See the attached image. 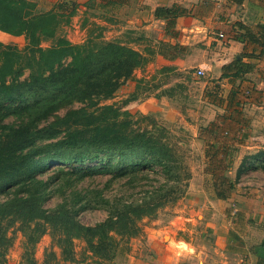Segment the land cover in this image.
I'll use <instances>...</instances> for the list:
<instances>
[{"label": "trees", "instance_id": "trees-1", "mask_svg": "<svg viewBox=\"0 0 264 264\" xmlns=\"http://www.w3.org/2000/svg\"><path fill=\"white\" fill-rule=\"evenodd\" d=\"M18 1L23 6L17 5L16 0H0V18L7 17L6 23L0 28L13 33H24L35 46L38 58L29 77L20 80L17 76L22 67L16 68V61L10 58L9 53L0 51V55L3 52L6 56V61L0 62V191L6 193V199L0 202V213H27L29 219L45 223L56 222V229L62 230L66 235L64 241L69 240L71 235H81L98 253L100 258L83 259V264H111L114 246L109 231L114 222L129 220L127 213L134 202L123 203V209L115 210L110 203L106 218L94 225H85L75 218L79 207L75 206L84 194L76 192L69 196V201L63 199L56 203V208L49 211L42 205L48 180L38 175L52 164L88 163L102 159L112 152L118 158L114 163H108H111L108 170L131 167V172H134L136 168L144 170L156 166L161 171L165 181L148 190L144 196V202H147L166 187L169 180L175 181L178 178L183 169V157L168 142L162 141L160 134L151 133L148 128L133 127L130 118L132 114L126 110L120 112L121 105L102 103L112 97L133 69L144 62L139 51L116 41L99 44H92L90 41L71 43L60 37L56 44L40 47L38 44L42 39L52 37L55 33L59 22L52 20L55 10L67 9L64 21L68 22L75 5L65 6L63 2H59L49 10L40 11L36 9L35 1ZM128 1L91 0L88 6L93 7L95 4L98 8L114 7ZM199 6L208 7L209 2L201 0ZM8 8L13 10L11 14H8ZM154 14L172 23L181 14H191V10L173 4L156 7ZM167 45V42H160L158 51L165 55ZM2 46L4 47L0 42V47ZM171 46L175 50L180 47L177 43ZM66 56L71 57L68 62L63 61ZM31 64V61L26 63L28 67ZM233 64L235 76L250 67L249 63L242 61V57L236 58ZM215 91L217 89L212 92ZM3 101L6 103L3 104ZM76 103L80 105L76 106ZM59 110H64L63 115L57 113ZM55 111L56 120H64L63 123H66V134L53 143L56 154H37L33 147L34 140L30 138L27 129L36 124L33 122L37 119ZM13 112L16 114L14 119L4 121L5 116ZM123 113L125 118L120 117ZM238 113L235 110L224 112L210 122L207 131L211 133V140H205L209 143L205 147V155L213 165L224 157V144L227 140L225 128L229 127V118L239 121ZM217 139H223V143L219 144ZM254 160L257 162L255 166L264 170V148H259L242 159L234 180L218 169L215 170L212 182L215 195L227 198L241 173L254 166ZM108 164H104L103 169ZM100 199L108 201L104 196H100ZM131 209L136 214L143 211L140 203ZM93 237H96L95 243H92Z\"/></svg>", "mask_w": 264, "mask_h": 264}, {"label": "rangeland", "instance_id": "rangeland-1", "mask_svg": "<svg viewBox=\"0 0 264 264\" xmlns=\"http://www.w3.org/2000/svg\"><path fill=\"white\" fill-rule=\"evenodd\" d=\"M29 1H35L36 9L40 11L49 10L47 9L48 3L43 4L40 0ZM16 4L23 6L22 2L18 0H16ZM6 10H8V14L13 11L9 8ZM91 15L84 14L83 16L84 33L81 41L72 42L68 39L67 36L71 33V29L65 26L67 22L64 19L66 17L62 16V20L57 22L54 35L42 39L38 46L44 48L54 45L60 37L71 43L90 41L92 44H99L116 41L139 51L144 57V62L134 68L131 75L125 80L133 81L137 78L135 90L120 92V85L113 96L103 100L102 103L121 105L120 112L126 110L132 114L130 118L133 127L148 128L151 133L160 134L163 138L162 141L168 142L169 145L177 149L176 153L183 157V169H181L178 178L175 181L169 180L167 186L160 189L153 199H149L147 202H144L146 200L144 196L148 190L156 187L159 182L165 181L161 171L156 166L144 170L136 168L134 172H131V167L121 170H108L109 165L118 158V155L112 152L103 156L102 159L98 158L88 163L52 164L38 175L48 180L42 205L49 211L56 208L57 202H61L63 199L69 201V196L76 192L80 191L84 194L82 200L75 206V208L79 206L75 218L85 225H94L106 218L108 215L107 206L110 203L113 205V210L123 209L122 204L131 201L134 202L133 206L141 204L143 211L136 214L131 211L132 206L129 208L130 212L127 213L129 220L123 219L114 222L109 231L114 246L111 264H121L124 258H128V253L144 247L148 233L173 219L181 211L183 204L192 198L193 194L188 193L190 190L188 185L192 177H198L206 184H211L213 172L218 169L222 174L224 173L234 180L236 170L242 159L255 152L256 149H249L240 145L241 143L244 145L246 142L247 136L243 135L240 142L234 140L226 142L224 144V157L220 162H215L213 165L211 159L205 155V147L209 144L205 140L207 139V142L211 140V133L207 129L210 122L216 119L219 113H215L214 107L208 102L197 100L196 88L200 87V83L197 82L198 78L194 77L196 67L174 69L173 66L160 63L156 58V50L159 49L160 42L163 40L160 38L159 43L155 41L156 34L154 36V33L148 34L145 31L125 27L119 33L107 38L105 36L109 34L107 32L108 26L91 18ZM95 15L99 19L108 20L111 24L116 22L114 20L115 15L98 12ZM52 18L54 20L56 16L53 15ZM122 20L120 19V22L124 23ZM6 21L7 17H1L0 26ZM111 28L109 27V29ZM0 42L4 45V47H0V51L9 53L10 58L16 61V68L22 67L17 78L20 80L28 78L32 69L36 67L38 58V52L34 50L35 46L29 42L24 33H13L1 28ZM14 53L19 57H16ZM70 59V56H66L63 61L68 62ZM4 61H6V56L2 52L0 62ZM29 61L33 64L30 65L31 67L26 65ZM136 69L139 72L138 77L135 75L137 74ZM7 78L10 79L11 77ZM198 80L210 81L211 79L207 75H203ZM163 84H167L164 85L166 87ZM156 89L158 90L156 94L163 90L168 91L169 97L181 107L176 113L169 112L168 117H171V120L166 118L167 115L161 114L162 112L142 111L135 104L136 101H143L148 98L151 93L154 94ZM5 103L3 101V104ZM75 105L80 104L76 103ZM197 106L199 107L196 109ZM190 107L195 109L191 110ZM57 113L63 115L64 110H59ZM15 115L14 112L7 114L4 121L14 119ZM120 117L125 118L126 115L123 113ZM63 122L64 120H56L55 111L46 117L42 116L37 119L33 122L36 124L27 129L30 132V138L34 140L33 147H35L37 154H56L53 143L65 135L67 130L65 129L66 123ZM224 135L228 136L229 134ZM217 142L223 143L219 139ZM109 162L111 163L108 164ZM104 164H108V167H104L106 169H103ZM255 164H257L256 160H254V166L243 171L239 179L235 181L232 190L237 195L244 193L250 185L264 182V172H262L264 170ZM100 196L108 198V201L101 200ZM118 198L122 200L119 201ZM5 199L6 193L1 190L0 202ZM114 201L115 203H113ZM193 217L194 220L192 221L197 224L198 230L202 227L205 231L206 225L198 223L201 215L193 212ZM113 218L116 219V216ZM163 232V239H167L168 233ZM65 237L66 235L62 230L56 229V222L45 223L38 219H29L27 213L25 215L0 213V264H81L83 259L95 260L100 258L98 253L93 250L91 243H88L83 236L71 235L69 240L64 241ZM95 241L96 237H93L92 243ZM180 246H184V244L180 243Z\"/></svg>", "mask_w": 264, "mask_h": 264}, {"label": "crops", "instance_id": "crops-1", "mask_svg": "<svg viewBox=\"0 0 264 264\" xmlns=\"http://www.w3.org/2000/svg\"><path fill=\"white\" fill-rule=\"evenodd\" d=\"M90 1L40 0L49 4L47 9L59 2L65 6L74 3L75 10L65 23L71 29L67 37L72 42L83 39L84 14H92L91 18L108 26L107 38L125 27L156 34L155 41L159 43L161 38L169 44L165 55L156 50L160 63L174 69L196 67L194 77L198 79L203 75H197L196 69L201 67L211 79H197L198 101L211 104L215 113L239 112V121L229 118L228 129L224 127L229 134L226 142H240L245 135L246 142L240 145L264 148V0H207L208 7L199 6L201 0H129L106 8L88 6ZM173 4L190 9L191 14H181L172 23L155 16L156 7ZM66 11L57 8L56 21L60 22ZM97 12L115 15L116 22L97 18ZM175 43L180 45L176 50L171 46ZM239 57L250 67L235 76L233 61ZM136 81H125L119 91L135 90ZM213 89L217 91L210 92ZM157 91L135 104L142 111L162 112L171 120L169 112L176 113L181 107L168 91ZM188 188L194 197L173 219L148 233L144 247L128 253L121 264H264V182L248 186L240 195L231 190L227 198L217 197L212 182L206 184L198 177H192ZM193 212L201 215L198 223L206 225L205 231L192 221ZM163 231L168 233L167 239H163Z\"/></svg>", "mask_w": 264, "mask_h": 264}, {"label": "built area", "instance_id": "built-area-1", "mask_svg": "<svg viewBox=\"0 0 264 264\" xmlns=\"http://www.w3.org/2000/svg\"><path fill=\"white\" fill-rule=\"evenodd\" d=\"M220 37H222L223 36V34L220 32L219 34H218ZM196 74L197 75H204V69L203 68H201V67H199V68H197L196 69Z\"/></svg>", "mask_w": 264, "mask_h": 264}]
</instances>
